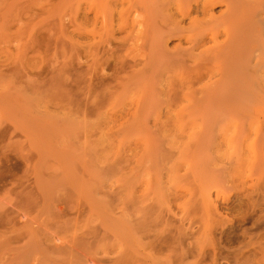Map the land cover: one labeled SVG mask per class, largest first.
I'll use <instances>...</instances> for the list:
<instances>
[{"label":"rangeland","instance_id":"rangeland-1","mask_svg":"<svg viewBox=\"0 0 264 264\" xmlns=\"http://www.w3.org/2000/svg\"><path fill=\"white\" fill-rule=\"evenodd\" d=\"M0 264H264V0H0Z\"/></svg>","mask_w":264,"mask_h":264},{"label":"bare ground","instance_id":"bare-ground-1","mask_svg":"<svg viewBox=\"0 0 264 264\" xmlns=\"http://www.w3.org/2000/svg\"><path fill=\"white\" fill-rule=\"evenodd\" d=\"M19 212H20L21 214L23 213V212H21V211H19ZM24 213H25V212H24ZM19 216H20V215H19ZM24 216H25V215H24ZM55 237H56V236H55ZM55 240H58V241H60V242L63 241V240H61L60 238H57V239H55ZM63 242H65V241H63ZM57 243L59 244V242H57ZM57 243H56V244H57ZM61 243H62V242H61ZM56 246H57V245H56ZM73 248H74V247H73ZM73 248H72V249H73ZM89 256H90V255H89ZM86 258H87V256H86ZM90 259H91V258H90ZM86 260H87V259H86ZM89 261H91V260H89ZM93 262H94V261H93ZM90 263H91V262H90Z\"/></svg>","mask_w":264,"mask_h":264}]
</instances>
